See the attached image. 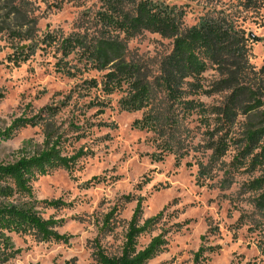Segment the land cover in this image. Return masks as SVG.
Returning a JSON list of instances; mask_svg holds the SVG:
<instances>
[{
  "label": "rangeland",
  "instance_id": "1",
  "mask_svg": "<svg viewBox=\"0 0 264 264\" xmlns=\"http://www.w3.org/2000/svg\"><path fill=\"white\" fill-rule=\"evenodd\" d=\"M100 1L0 0V131L20 117L32 118L44 107L66 103L58 115L0 143V163L39 153L48 132L62 138L66 155L81 148L89 152L74 171L58 170L33 183L32 201H62L63 206L40 205L37 211L45 219L61 221L56 230L69 236V242L44 241L33 232L10 234L15 249L20 250L12 264H98L94 255L98 244L109 256H119L139 198L144 199L143 221L162 216L139 237L138 249L159 235L167 243L148 264H195L201 247L215 251L207 252L199 264H264V210L258 204L264 191L251 189L253 181L264 177V164L244 159L241 153L247 126L250 121L259 126L261 119L239 117L228 137L229 149L220 157L209 149L219 137L212 139L216 126H207L194 113L173 129L183 158L164 153L162 161H154L152 155L162 151L154 141L157 137L135 128L134 123L164 109V94L142 111H123L119 102L128 94L127 85L112 95H105L101 85L88 88L84 81L96 79L101 84L106 72L89 71L69 78L57 71L61 57L57 46L42 43L47 34L77 31L80 19L96 11ZM154 1L183 10L187 26L195 25L211 7L210 0ZM223 3L231 12L238 9L235 0ZM241 16L250 38L251 64L260 69L264 65V9ZM127 44L130 60L151 79L173 47L172 40L150 32ZM31 45L36 52L27 62L14 65L16 52L27 51ZM224 98L225 94L194 97L207 106L219 105Z\"/></svg>",
  "mask_w": 264,
  "mask_h": 264
},
{
  "label": "trees",
  "instance_id": "2",
  "mask_svg": "<svg viewBox=\"0 0 264 264\" xmlns=\"http://www.w3.org/2000/svg\"><path fill=\"white\" fill-rule=\"evenodd\" d=\"M235 1L238 9L231 12L223 0H210V9L195 25L187 26L183 10L163 2L101 0L96 11L86 13L80 19L77 31L67 35L47 34L42 43L47 47L57 46L61 53L57 71L69 78L89 71L106 72L101 84L96 79L84 81L88 88L101 85L105 95H112L127 85L128 94L119 102L123 111H142L157 95L164 94V109L147 113L134 123L135 128L152 132L157 137L154 141L162 151L152 155L154 161H162L164 153L173 154L178 160L183 158L180 141L175 140L173 129L187 116L196 113L202 116L207 126L213 123L216 126L211 132L212 139L219 137L212 141L209 149L220 157L229 149L228 137L238 118L259 117V126L253 121L247 126L241 153L244 159L251 158L253 163L264 164V65L256 69L251 64L250 38L240 23L242 13H257L264 9V0ZM16 13L20 10L16 9ZM145 32L173 41L171 52L162 59L159 73L152 79L129 58L127 41ZM14 35L22 40L26 38L21 33ZM34 47L29 46L27 51L18 50L12 61L14 65L27 62L36 52ZM210 72L214 75L208 79L205 75ZM222 94H225L224 100L215 106L194 99L200 95L213 97ZM1 98L0 95V101ZM64 107L66 103L47 106L32 118L16 119L10 127L0 131V143L14 139L22 129L39 126L47 118L58 115ZM64 151L62 138H55L48 132L44 149L39 153L23 156L13 163H0V264H12L20 254L10 234L33 232L44 241L69 242V236L56 230L61 221L45 219L37 211L40 205L58 208L63 206L62 201H32L35 181L58 170L72 172L78 161L89 154L83 148L74 155H66ZM251 189L264 191V177L253 181ZM19 199L29 201L20 203ZM136 200L121 254L109 256L98 244L94 253L98 264H148L167 244L159 235L146 248L138 249L139 237L155 226L162 213L143 221L144 199ZM258 204L264 210V193ZM111 217L113 213L108 219ZM214 249L201 247L195 254V264Z\"/></svg>",
  "mask_w": 264,
  "mask_h": 264
}]
</instances>
